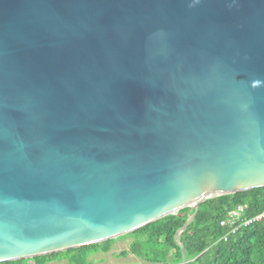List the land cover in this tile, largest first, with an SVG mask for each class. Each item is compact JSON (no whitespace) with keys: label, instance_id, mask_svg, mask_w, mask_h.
<instances>
[{"label":"water","instance_id":"95a60500","mask_svg":"<svg viewBox=\"0 0 264 264\" xmlns=\"http://www.w3.org/2000/svg\"><path fill=\"white\" fill-rule=\"evenodd\" d=\"M263 185L264 0H0V261Z\"/></svg>","mask_w":264,"mask_h":264},{"label":"trees","instance_id":"16d2710c","mask_svg":"<svg viewBox=\"0 0 264 264\" xmlns=\"http://www.w3.org/2000/svg\"><path fill=\"white\" fill-rule=\"evenodd\" d=\"M241 208L234 216L231 210ZM187 207L179 211L186 212ZM264 185L246 190L211 196L200 201L195 217L177 237L186 214L168 213L157 217L125 234L130 236L128 248L120 253H133L149 264H264ZM251 219L246 224L241 220ZM108 238L36 256L4 260L0 264H23L33 260L43 264L55 258H67L71 264H85L87 255L107 250Z\"/></svg>","mask_w":264,"mask_h":264},{"label":"rangeland","instance_id":"374dc122","mask_svg":"<svg viewBox=\"0 0 264 264\" xmlns=\"http://www.w3.org/2000/svg\"><path fill=\"white\" fill-rule=\"evenodd\" d=\"M110 241L107 250L92 251L87 255V262L85 264H149L138 258L131 252L125 254L120 253L122 250L128 248L130 236L123 233L113 237ZM23 264H35L33 260H25ZM43 264H71L67 258H55Z\"/></svg>","mask_w":264,"mask_h":264},{"label":"built area","instance_id":"2783aa9c","mask_svg":"<svg viewBox=\"0 0 264 264\" xmlns=\"http://www.w3.org/2000/svg\"><path fill=\"white\" fill-rule=\"evenodd\" d=\"M240 208H241V206H237L235 209L231 210L230 214L234 216L235 214H237V211H238ZM263 214H264V212H263V213H260V214H258V215H256V216H254L253 219L258 218V217H260V216L263 215ZM250 220H251V219L241 220V223H242V224H246V223L249 222Z\"/></svg>","mask_w":264,"mask_h":264}]
</instances>
